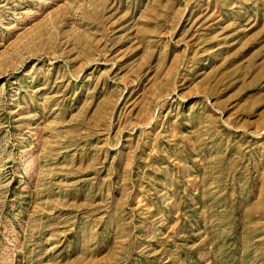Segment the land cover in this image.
Returning <instances> with one entry per match:
<instances>
[{
    "label": "rangeland",
    "instance_id": "1",
    "mask_svg": "<svg viewBox=\"0 0 264 264\" xmlns=\"http://www.w3.org/2000/svg\"><path fill=\"white\" fill-rule=\"evenodd\" d=\"M0 264H264V0H0Z\"/></svg>",
    "mask_w": 264,
    "mask_h": 264
}]
</instances>
